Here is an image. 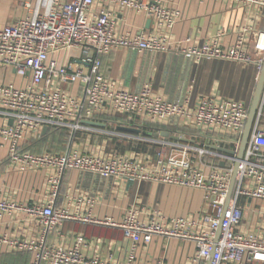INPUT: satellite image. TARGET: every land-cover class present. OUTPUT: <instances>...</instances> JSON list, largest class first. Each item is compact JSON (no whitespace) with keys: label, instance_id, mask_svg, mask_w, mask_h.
I'll use <instances>...</instances> for the list:
<instances>
[{"label":"built area","instance_id":"2783aa9c","mask_svg":"<svg viewBox=\"0 0 264 264\" xmlns=\"http://www.w3.org/2000/svg\"><path fill=\"white\" fill-rule=\"evenodd\" d=\"M247 9L246 22L233 29L229 45L220 43L226 32L202 45L182 49L188 58L229 60L264 68V0H221ZM25 17L0 27V68L13 69L25 82L21 85L0 81V140L8 145L7 162L20 172L48 169L53 196L59 194L66 170L76 169L104 178L133 179L201 190L205 209L198 217L168 218L161 211L129 209L122 221L92 216L96 200L85 196L86 214L72 213L55 205H22L0 197V219L5 215L24 214L42 226L43 235L66 220L110 224L121 229L132 243L124 260L111 255L88 257L85 240L74 245L34 240L10 241L11 247L35 251L33 264H143L137 260L140 243L149 244L154 235L189 240L195 243L191 264H264V234L242 228V198L264 201V88L252 134L243 158L239 149L250 105L232 98L201 97L194 107L174 103L157 94L146 84L135 92L119 88L103 73V57L117 48L165 52L173 48L168 35L182 17L179 8L164 0H51L49 11L32 16L34 0H20ZM135 11L151 19L147 34L133 35L117 29L116 13ZM79 52L60 63L57 55ZM81 84L77 91L76 84ZM108 112L136 116L140 122L161 123L171 117L187 120L200 136L229 135L234 152L217 146L186 142L180 138L148 135L93 124L98 114ZM87 132L157 147L154 161L136 155L117 153L98 155L79 150L64 154L33 152L23 147L30 138H39L43 129ZM218 143V144H217ZM1 164V162H0ZM238 164L233 196L227 204L235 166ZM81 200V199H80ZM156 264H166L163 259Z\"/></svg>","mask_w":264,"mask_h":264},{"label":"crops","instance_id":"0c3cea01","mask_svg":"<svg viewBox=\"0 0 264 264\" xmlns=\"http://www.w3.org/2000/svg\"><path fill=\"white\" fill-rule=\"evenodd\" d=\"M167 5L177 7L182 17L168 34L173 44L165 52L137 51L117 48L103 57V73L116 87L138 92L146 84L168 101L186 103L194 107L203 96L232 98L248 101L255 92L259 72L253 64H241L229 60H197L186 57L182 49L188 46L185 39H192V45H202L223 31L220 43L229 45L234 37L233 29L246 22L247 9L221 0H164ZM51 0H34L32 16L49 11ZM27 11L20 6V0H0V27L25 17ZM117 29L122 33L147 34L153 22L145 14L135 11L116 13ZM79 52L59 54L60 63L78 58ZM0 81L21 85L25 80L13 69L0 71ZM81 84L75 85L77 91ZM97 124L103 128L118 129L167 138H180L186 142L217 146L229 151L235 150L229 135L210 132L198 135L191 123L185 119L171 117L161 123L140 122L136 116L108 112L98 114ZM62 132V133H61ZM63 134V136L61 134ZM164 133L169 135L165 136ZM61 138V139H60ZM62 141L60 150H53ZM218 144V143H217ZM23 147L33 152L48 151L64 154L79 150L98 155H136L143 161H154L158 148L138 144L106 135L87 132L73 133L65 129H48L35 139L30 138ZM8 145L0 140V197L22 205H48L66 208L76 214L89 211L85 196L96 200L91 209L92 216L99 219L122 221L129 209L140 211L139 218H145L146 209L161 211L168 218L175 216L198 217L205 209L201 190L175 185L133 179L104 178L97 174L76 169L66 170L61 179L59 194L55 198L48 183V169H32L20 172L7 162ZM81 199V200H80ZM244 208L242 228L264 234V201L242 198ZM78 237L85 240L84 252L88 257L111 255L120 261L128 257L132 243L126 240L121 229L110 224H97L82 220H66L61 226L43 235L42 226L30 220L27 215H5L0 219V239L48 245H74ZM195 243L189 240L154 235L149 244L137 245L136 257L143 264H156L163 259L166 264H191ZM35 251L20 250L9 243H0V264H33ZM204 264V263H203ZM206 264V263H205Z\"/></svg>","mask_w":264,"mask_h":264},{"label":"water","instance_id":"95a60500","mask_svg":"<svg viewBox=\"0 0 264 264\" xmlns=\"http://www.w3.org/2000/svg\"><path fill=\"white\" fill-rule=\"evenodd\" d=\"M151 21V20H150ZM263 88H264V68L261 70V73L259 75V79L257 81V85H256V89L254 92V96H253V100L251 102V106H250V110H249V116L244 128V132H243V136L241 139V143L239 146V149L237 151V155L238 158L241 159L244 156L245 150L247 148V145L249 143L251 134H252V130H253V126H254V122L256 119V115H257V110H258V106L261 100V96L263 93ZM48 130L47 127H45L43 129V133H45ZM165 136L169 135L167 133H164ZM226 150V149H225ZM229 151V150H227ZM230 152H234V151H230ZM237 168H238V164L235 166L234 169V174L232 177V181H231V185H230V190L228 193V200H227V204L230 202L232 196H233V191H234V187H235V183H236V176H237ZM206 264H211V258H209L207 260Z\"/></svg>","mask_w":264,"mask_h":264},{"label":"rangeland","instance_id":"374dc122","mask_svg":"<svg viewBox=\"0 0 264 264\" xmlns=\"http://www.w3.org/2000/svg\"><path fill=\"white\" fill-rule=\"evenodd\" d=\"M3 69L2 68H0V71H2ZM0 74H1V72H0ZM253 96H254V91H253V94L251 95V97H250V99H249V101H248V103H249V105L251 106V102H252V100H253ZM62 133V132H61ZM60 133V134H61ZM62 136H63V134H61ZM61 139V138H60ZM61 142L62 141H59V142H57V145H54L52 148H53V150H60V149H62L63 148V146L61 145Z\"/></svg>","mask_w":264,"mask_h":264}]
</instances>
